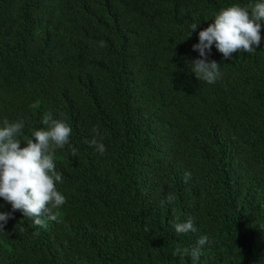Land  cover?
Returning a JSON list of instances; mask_svg holds the SVG:
<instances>
[{
    "label": "trees",
    "instance_id": "1",
    "mask_svg": "<svg viewBox=\"0 0 264 264\" xmlns=\"http://www.w3.org/2000/svg\"><path fill=\"white\" fill-rule=\"evenodd\" d=\"M254 2L0 0V128L23 121L24 143L51 113L78 150L55 151L57 220L12 213L0 264H192L172 252L202 235L198 264H264V21L254 52L213 45L214 84L190 64L222 9Z\"/></svg>",
    "mask_w": 264,
    "mask_h": 264
},
{
    "label": "clouds",
    "instance_id": "2",
    "mask_svg": "<svg viewBox=\"0 0 264 264\" xmlns=\"http://www.w3.org/2000/svg\"><path fill=\"white\" fill-rule=\"evenodd\" d=\"M262 21L264 0H256L246 7L234 4L222 9L213 22L198 33L199 42L192 46V50L200 56L190 63L196 79L214 84L221 76L220 63L209 60L213 45L226 60H231L233 53L256 51L261 42ZM197 28L196 23L191 24V34ZM42 123L46 128L33 131L24 143L21 142L25 127L23 121L10 123L5 120L4 126L0 128V198L10 204L12 210L0 212V231H4L8 220L14 218L12 213L16 211L42 228L46 224L42 217L47 213L48 220L56 221L57 215L52 209H58L65 203V197L56 188V183L62 182V175L56 171L54 159L56 149H64L65 146H68L71 156L78 154L77 148L70 144L72 129L63 120L53 119L51 113L43 115ZM93 132L95 136L90 144L102 155L106 150L105 145L95 138L100 135L99 129L94 128ZM190 178L191 173L186 172L185 182ZM173 201L174 196L166 197L168 204ZM171 224L177 234L196 232L190 218L180 222L177 216ZM207 244L208 236L202 235L194 246H177L172 255L181 259L190 257L192 264H198L202 249Z\"/></svg>",
    "mask_w": 264,
    "mask_h": 264
}]
</instances>
